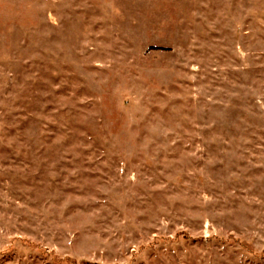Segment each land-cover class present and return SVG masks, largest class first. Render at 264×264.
I'll list each match as a JSON object with an SVG mask.
<instances>
[{
    "label": "rangeland",
    "instance_id": "374dc122",
    "mask_svg": "<svg viewBox=\"0 0 264 264\" xmlns=\"http://www.w3.org/2000/svg\"><path fill=\"white\" fill-rule=\"evenodd\" d=\"M0 264H264V0H0Z\"/></svg>",
    "mask_w": 264,
    "mask_h": 264
}]
</instances>
